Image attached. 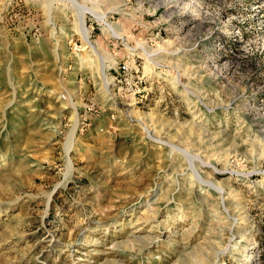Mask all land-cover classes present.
<instances>
[{
	"label": "rangeland",
	"instance_id": "rangeland-1",
	"mask_svg": "<svg viewBox=\"0 0 264 264\" xmlns=\"http://www.w3.org/2000/svg\"><path fill=\"white\" fill-rule=\"evenodd\" d=\"M75 1L140 49L87 16L112 100L72 3L66 18L59 0L52 13L47 0H0V264H212L226 247L216 264H246L250 248L264 264V0ZM132 103L219 170L202 174L227 189L231 246L221 196L181 175L188 162L129 120Z\"/></svg>",
	"mask_w": 264,
	"mask_h": 264
},
{
	"label": "bare ground",
	"instance_id": "bare-ground-1",
	"mask_svg": "<svg viewBox=\"0 0 264 264\" xmlns=\"http://www.w3.org/2000/svg\"><path fill=\"white\" fill-rule=\"evenodd\" d=\"M54 1L55 0H47V2H46L49 13L52 11L53 6L55 5ZM59 1L61 2V3L59 2L61 4L60 6L64 7V9L62 10V13L61 12L60 13L63 16H65L66 18L68 16L69 12L73 13V12H71L72 9L70 7H68L69 4L72 3L73 10H74V12H76L73 15L76 18V21L74 24L75 32L82 35L84 43L87 45V50H90L89 53H93V55H91V57L89 58L88 63L92 67H95V68L100 66V69L98 70V72L102 78V90L106 94L107 98L109 97L110 99L113 100L114 99V93L111 90V82H110V79L106 73L107 67L104 64V60H103L104 58L109 59V56L107 54L104 56L103 49L101 48V46L99 44H97L95 41L90 40V37H89L90 29L87 28V26H86L87 16L88 15L94 16L95 19L98 21V23L102 26V30L104 32L111 34V36H113L115 39L123 40L125 42V41H127L125 34L120 29V26L113 24V23H109L106 13L99 12V11L95 10L94 8L87 9L83 4H81L80 2H77L75 0H59ZM90 2L93 3L92 1H90ZM93 7H96V5L93 4ZM52 20L54 22H52ZM49 23L54 26L53 27V33L55 32V34H58V33L62 34L64 32V30L62 28H60V29L58 28V23H57L55 17L54 18L51 17L49 19ZM126 45H127V43H126ZM127 47H129V46L127 45ZM129 49H130V51L135 52V51L139 50L140 47H129ZM87 57H89V55H87ZM151 63L154 64V61ZM172 67H173V65H172ZM180 76H182V75H180ZM178 79H179V77H177L175 81L178 82ZM71 106L73 107V110H74L73 116H72V120H73L74 124L72 125V131L70 133L68 144L66 145V149H65V153H66V157H67L66 166H67L68 175L71 174L70 172L73 170V164L71 162V159L69 158V152H70V150L74 144V141H75L74 138H75L77 128H79V125H80V120H79L80 118H79V113H78V104L77 103H71ZM135 106L136 105L133 103L127 105V107H129V109L127 110L129 120L131 122H136V124L142 128L145 135H147V137L152 142L158 143L160 145L167 144L163 138L156 135V132L151 128V126L145 124L143 118L142 119L139 118L140 116L137 114V112L134 108ZM208 109L210 110L209 107H208ZM210 111H212V110H210ZM215 136H218V135H215ZM215 139L216 138H214V140ZM257 144H259V143H257ZM167 145L170 146L171 151L179 153V155H181L188 162L187 168L181 172L182 176L190 177V182L192 185H194V184H199V186L207 185L208 188L210 187L211 189H213L215 192H217L221 196V198H220L221 202L220 203H222L221 205H223V208L225 209V212L227 213V217L230 220H232L231 225H230V230H229L230 234H231V239L229 237V244H228L231 246L232 245L231 243L234 240L233 238H235V235H238L236 233L238 232L237 230L239 228V224H238L237 218H235L236 216L235 217L232 216L230 210L228 209V207L226 205L227 189L225 187H222L220 185L215 184L211 180H207L204 177V175L202 174L204 169L208 170L211 167H213V169H215L217 171H219V170L213 164H211L209 161L204 160L202 158V152L200 153L199 150H198V152H193L190 148H187V147L181 148V147L176 146L173 143H169ZM231 173L235 174L237 176H245L244 173H239L237 171H232ZM229 193L231 194V192H229ZM228 196H229V194H228ZM49 200H50V197H48V202H49ZM228 218H226V219H228ZM135 232H137V231H135ZM94 243H98V239H94ZM125 244L126 243L124 242V245ZM126 245H128V244H126ZM226 248L224 250H218V252L215 253L216 254L215 258H214L215 260L213 261L212 264H216V261L221 258L223 253L226 254ZM244 254H245V260H247L246 262H248L246 264H255V255H254V252L251 251V248L248 250L246 249V251L244 250Z\"/></svg>",
	"mask_w": 264,
	"mask_h": 264
},
{
	"label": "built area",
	"instance_id": "built-area-1",
	"mask_svg": "<svg viewBox=\"0 0 264 264\" xmlns=\"http://www.w3.org/2000/svg\"><path fill=\"white\" fill-rule=\"evenodd\" d=\"M118 69L121 73L124 74L130 71V66L128 63H123L119 65Z\"/></svg>",
	"mask_w": 264,
	"mask_h": 264
}]
</instances>
